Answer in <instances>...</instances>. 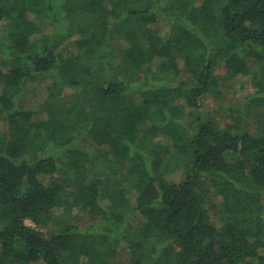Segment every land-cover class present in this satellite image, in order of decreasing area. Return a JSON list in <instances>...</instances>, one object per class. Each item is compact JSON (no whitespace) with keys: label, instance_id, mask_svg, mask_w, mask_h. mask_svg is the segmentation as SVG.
<instances>
[{"label":"trees","instance_id":"16d2710c","mask_svg":"<svg viewBox=\"0 0 264 264\" xmlns=\"http://www.w3.org/2000/svg\"><path fill=\"white\" fill-rule=\"evenodd\" d=\"M0 264H264V0H0Z\"/></svg>","mask_w":264,"mask_h":264},{"label":"rangeland","instance_id":"374dc122","mask_svg":"<svg viewBox=\"0 0 264 264\" xmlns=\"http://www.w3.org/2000/svg\"><path fill=\"white\" fill-rule=\"evenodd\" d=\"M166 29V27H164ZM75 51V49H74ZM225 73L223 72L221 75H224ZM35 85L34 89L29 91L27 93L23 100L24 103L26 104H31L33 106H36L41 110V114L45 115V109H47V104L50 102H45L42 103V101L45 100L46 95L44 92H41V88L43 85H45L46 80L43 78V75L37 76L35 80ZM49 82V81H48ZM220 89L223 91V96L220 99L210 97L206 100L204 104V110L209 111L211 115L216 116V119L219 120L222 124H225L227 122H230L229 117H228V112L226 109L229 106L232 107H237L239 104V101L241 98L248 93L254 92L256 89L252 85V78L251 76H236L232 79H227L226 76H222L220 78ZM41 92V93H40ZM64 98V100L69 102L70 98L67 95H62L59 96L58 99ZM57 101V100H56ZM42 110H44L42 112ZM26 224L37 227L41 229L45 234H49L51 231V228L45 227L44 225L40 224L37 225L31 220L27 219ZM83 225H89L90 224V219H85L83 222H81Z\"/></svg>","mask_w":264,"mask_h":264}]
</instances>
